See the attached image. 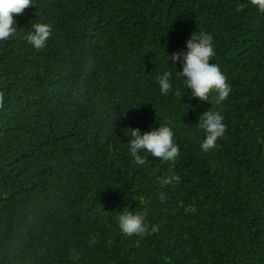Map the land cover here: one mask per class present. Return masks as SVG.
<instances>
[{
    "label": "trees",
    "instance_id": "trees-1",
    "mask_svg": "<svg viewBox=\"0 0 264 264\" xmlns=\"http://www.w3.org/2000/svg\"><path fill=\"white\" fill-rule=\"evenodd\" d=\"M14 19L0 42V264H264V13L249 0H31ZM37 22L52 25L41 50L25 39ZM192 34L213 36L231 87L220 104L167 62ZM209 109L226 131L204 152ZM159 125L178 159L142 152L137 165L130 128ZM126 209L147 213L148 233L121 234Z\"/></svg>",
    "mask_w": 264,
    "mask_h": 264
},
{
    "label": "clouds",
    "instance_id": "clouds-1",
    "mask_svg": "<svg viewBox=\"0 0 264 264\" xmlns=\"http://www.w3.org/2000/svg\"><path fill=\"white\" fill-rule=\"evenodd\" d=\"M249 3L260 13H264V0H249ZM31 5V0H0V42L6 41L15 35L17 23L14 14H21L24 9ZM52 35V25L37 22L32 25L25 39L36 50L43 49ZM167 52V51H166ZM215 54L213 36L210 34L194 35L186 41V50L180 49L169 54L167 62L180 68L176 72V78L182 79L187 92L192 97L200 100H209L211 92L216 93V104L223 102L229 95L231 87L226 83V77L220 71L218 65L210 63ZM177 69V67H176ZM173 73L163 71L156 78L159 91L167 95L173 89ZM223 115L216 110L209 109L204 112L199 120V127L203 130L205 138L201 143V150L209 151L216 147L218 138H222L226 131ZM128 151L137 165H143L145 158L140 153L150 154L162 161L174 163L179 157V148L174 143V133L170 126L159 125L157 128L141 132L140 128H130ZM172 181L179 182L180 177L174 176ZM171 182V181H170ZM161 203L166 200L162 196ZM146 212H133L127 209L118 217V227L124 236H143L148 233L149 225L146 222ZM156 229L152 228V232ZM90 243H95L94 240Z\"/></svg>",
    "mask_w": 264,
    "mask_h": 264
}]
</instances>
